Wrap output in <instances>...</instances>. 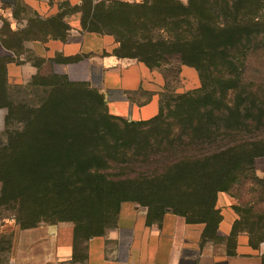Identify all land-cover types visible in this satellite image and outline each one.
Listing matches in <instances>:
<instances>
[{
    "label": "rangeland",
    "instance_id": "1",
    "mask_svg": "<svg viewBox=\"0 0 264 264\" xmlns=\"http://www.w3.org/2000/svg\"><path fill=\"white\" fill-rule=\"evenodd\" d=\"M115 1H125L132 7L126 9L123 16L109 15L107 8ZM144 1L84 0L79 5L71 6L62 0L53 4L56 5L55 15L44 22L49 20L47 25L52 28V35L62 33L64 28L58 18L60 14L67 28L78 25L82 28H95L100 33L118 32V37L112 35L116 48L119 44L117 40L122 38L125 42L122 53H137L131 48L130 35L127 34L128 30H133L134 24L130 22L133 18L144 15L148 9L150 13L146 15L152 24L160 25L166 24L165 18L170 14L179 15L186 11L210 16L213 13L210 5L214 6L215 3L216 8L221 10V2L224 0H193L194 7L187 10L184 6L172 7L163 0L147 6L146 10L136 7ZM179 1L184 5L188 0ZM199 3L203 5L202 9L197 7ZM11 4L12 13L19 18L32 14V9L21 0H12ZM148 4L151 5L150 2ZM215 12L222 14L219 20L225 19L223 15L230 16V24L224 32L216 28L207 29V35L212 37L211 40L216 38V43L220 45L238 34L246 38L241 40L246 43L241 44L248 47L247 54L245 60L239 63L244 65L245 62L246 65L245 88L253 102L264 101V0H230L227 10ZM178 20L169 21V29H187L192 25L191 22ZM40 22H31L29 31L20 37L10 35L6 24L2 28L7 35L5 43L12 46L17 54H23L33 70L31 76L29 73L25 75L27 82L24 85L11 89L12 103L5 131L0 136V264H12L13 259L21 255L17 250L21 247L20 233L24 229L38 226L68 227L75 245L83 243L89 236L102 235L113 228L117 209L123 200L147 206L154 216L163 212L172 213L189 225L198 223L192 221L200 218L208 220L211 225L217 204L227 205L236 216L237 230L247 231L254 240L264 237L262 147L255 151L243 148L239 153L226 155L216 161L213 168L215 177L212 180L217 191L214 202L209 199V203L202 199L205 195V179L212 171L207 167H177L171 171V175L161 180L144 178L124 181L104 176L105 172L115 170L117 173L118 166L123 163L116 153L121 148L120 145L115 146L121 143L119 138H122L126 146L132 141L139 142L137 151L141 153V146L144 150L148 143L145 141L150 136L149 142L154 143L155 139L159 140L167 134L166 124L162 122L150 126L142 133L119 132L109 128L106 115L133 120L132 117L139 114L127 117L122 106L112 104L108 105L107 114L102 113L94 96L96 92L102 94L98 88L90 86L94 89L91 93L83 86L62 85L63 80L52 77L49 63L25 48L23 43L24 39L41 37L47 31L44 27L46 25L39 26ZM112 52L116 55L114 50ZM120 58L123 63L137 62L149 68L139 62L138 58ZM160 61L159 68H149L157 71L163 79V86L156 95L149 97L137 90L132 96L138 101L152 99L151 108L139 115L144 117L141 121L156 116L160 102L165 105L162 118L166 122L174 121L179 116L184 118L180 109L170 105L172 102L168 98L201 86L199 72L194 67L178 66L168 55L161 57ZM59 82L61 87H50ZM92 109L94 111L91 113ZM89 127L114 131L108 130L110 136L89 137L88 140L85 135ZM82 129L84 136L73 134H79ZM90 145L98 146V153L87 152V146ZM126 157L134 163L133 154H126ZM107 164L114 167L110 170L91 169L92 166L103 168ZM135 167L141 169L138 164ZM227 172H230V177L226 180ZM231 176L236 179H231ZM186 206H189L188 217L182 215ZM210 207L213 208L211 211Z\"/></svg>",
    "mask_w": 264,
    "mask_h": 264
},
{
    "label": "crops",
    "instance_id": "2",
    "mask_svg": "<svg viewBox=\"0 0 264 264\" xmlns=\"http://www.w3.org/2000/svg\"><path fill=\"white\" fill-rule=\"evenodd\" d=\"M21 1L32 14L19 18L12 13V0H0V136L12 103L11 89L24 85L25 75L31 76L33 70L23 54L5 43L3 25L10 35L20 37L29 31L31 22L53 17V4L62 0ZM64 1L75 6L84 0ZM58 18L64 25L60 35L43 33L24 39V47L48 62L53 75L98 88L107 107L122 106L127 117L142 115L151 108V98L138 101L132 96L137 90L155 96L163 86L157 71L137 62L123 63L112 52L116 48L112 34L78 25L67 28L63 15ZM139 115L133 120L144 118ZM216 208L219 218L213 224L189 225L172 213L154 216L147 206L124 201L113 228L89 236L79 245H75L68 227L24 229L17 250L21 255L12 264H264V238L254 240L247 231L237 230L236 216L227 205L218 203Z\"/></svg>",
    "mask_w": 264,
    "mask_h": 264
},
{
    "label": "trees",
    "instance_id": "3",
    "mask_svg": "<svg viewBox=\"0 0 264 264\" xmlns=\"http://www.w3.org/2000/svg\"><path fill=\"white\" fill-rule=\"evenodd\" d=\"M163 1L172 7L173 5L177 7L184 6L186 10L189 7H194L193 0H188L184 5L179 0ZM229 1L224 0L221 2V10L216 8L215 3L214 6L210 5L213 12L210 16H206L204 13L193 14L191 11H186V13L179 15L170 14L165 18L167 22L164 25L152 24V21L147 16L150 13L148 9L144 15L133 18L130 21L134 24V27L133 30L127 31L131 39V48L137 53H122L125 42L122 38H117L119 44L114 52L118 57L138 58L139 62L144 63L150 69H157L160 67L161 57L168 55L173 58L174 63L178 66L188 65L197 69L200 75L201 86L198 89L168 98L172 102L170 105L173 108L180 109L181 114L185 115L184 118L179 116L171 122H166V119L162 118L165 106L162 102L158 105L156 116L145 121L126 120L106 115L110 125L109 128L116 129L119 132L138 131L142 133L144 129L148 130L147 128L150 126L165 122L167 134L159 140L155 139L154 143L149 142L150 136L145 141L148 143L144 147V150H142L141 146L143 153H138L139 151H137L139 142L132 141L126 146V143L122 142V138H119V142L121 143H116L115 146L118 147L120 145L121 148H118L116 153L123 163L118 166L119 171L117 173L115 170L111 173L105 172L103 173L104 176L124 181H136L144 178L161 180L171 175V171H174L177 167L187 166L189 167L188 169H192V167L196 168L197 165L201 167L199 169H202V167L206 169L207 167L212 171L205 179V195H203L202 199H204V202L209 203V199L214 202L215 191H217L212 180V177H215V170L213 168L216 161L226 155L239 153L243 148L253 149L252 151L260 147L264 148V101L260 100L261 102L259 101L258 103L251 100V96L245 88L244 72L246 65L245 62L244 65L239 64L245 60L247 54L248 47L241 44L246 43L244 41L241 42V40L246 38L238 34V36L227 39L226 42L220 45L216 43V38L211 40L212 37L207 35V29L214 30L213 28H216L221 30L220 32L227 30L226 28L230 24L228 17L230 16L223 15L225 19L219 20L222 14L219 15L215 11L227 10ZM149 2L151 5L148 4ZM156 2L158 0H145L136 7L146 10L147 6H153ZM130 7L132 6L126 2L115 1L108 6L107 12L109 15L123 16L126 9ZM197 7H201L202 9L203 5L199 3ZM178 18L177 22L187 21L188 23L191 22L192 25L187 29H169V21ZM47 24H49V20L46 23L40 22L39 26L46 25L44 26L47 28V31L44 32L46 36H55L52 35V28ZM83 28L99 31L95 28ZM108 34L118 37V32H108ZM51 76L63 80L62 83L64 84L62 85L65 86H83L91 93L94 90L88 84L68 82L63 76L59 77L52 73ZM165 83H168V81ZM62 85L61 83H56L50 85V87H61ZM94 96L97 100L98 109L100 112L105 113L107 111V104L103 95L96 92ZM93 111L92 109L91 113ZM8 115L9 110L7 117ZM112 129L89 127L86 129V135L83 129L79 131V134L77 132L73 134L79 136L85 135L89 140V137L101 138L102 136H110L108 130L114 131ZM96 147L98 146H87V152L98 153V148ZM126 154H133L134 158L132 159L134 163L130 162V158L126 157ZM137 164L141 169L135 167ZM109 165H105V168L92 166L91 169L96 171L99 169L110 170L114 167L113 165ZM229 175L230 172H227L226 180L229 179ZM231 179L235 180L236 178H232L231 176ZM124 201L136 202L132 200H123L121 202ZM184 202H189V200H185ZM188 207L186 206V209L183 208L182 215L185 217H188L190 213L187 212ZM212 209V207L209 208L210 211ZM213 214L214 220L211 224L219 218L216 207L215 212L213 210ZM200 219H195L192 222L210 225L208 220L203 221ZM261 239H258V241Z\"/></svg>",
    "mask_w": 264,
    "mask_h": 264
}]
</instances>
